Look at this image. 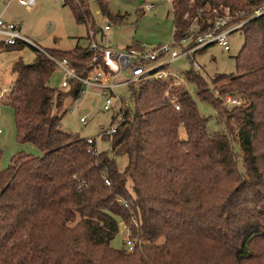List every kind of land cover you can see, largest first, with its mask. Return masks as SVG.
I'll use <instances>...</instances> for the list:
<instances>
[{
  "label": "trees",
  "instance_id": "1",
  "mask_svg": "<svg viewBox=\"0 0 264 264\" xmlns=\"http://www.w3.org/2000/svg\"><path fill=\"white\" fill-rule=\"evenodd\" d=\"M97 2L110 20H121ZM262 4L175 0L172 7L175 38L188 34L195 17L201 30L211 25L214 8L228 7L233 21L246 20L235 73L214 76L212 88L200 73H185L212 103L223 132L207 133V118L171 79L148 80L127 87L134 109L122 102L116 131L103 137L110 152L95 153L85 137L61 127L81 83L51 87L54 63L34 47L31 63L14 61L7 103L17 138L41 153H18L0 166V264H264V13L251 16ZM64 5L77 23L94 24L88 0ZM85 39L46 52L87 76L93 53ZM1 45L10 51L27 44ZM215 91L240 103L221 107L227 103ZM118 156L126 158L122 169ZM119 221L131 230L132 250L111 245Z\"/></svg>",
  "mask_w": 264,
  "mask_h": 264
},
{
  "label": "rangeland",
  "instance_id": "2",
  "mask_svg": "<svg viewBox=\"0 0 264 264\" xmlns=\"http://www.w3.org/2000/svg\"><path fill=\"white\" fill-rule=\"evenodd\" d=\"M106 9L111 16H119L121 20L112 21L101 12L97 0H88V8L91 12L94 24L90 28H101L110 23V29L105 31L107 43L115 51H121L126 46L150 49L162 43H169L173 37V13L172 7L175 0H103ZM147 2H155L156 6L151 10H141ZM0 17L6 21L14 22L20 27L22 35L30 38L42 49L47 50L57 47L60 50H69L76 45L86 43L87 26L77 23L70 8L64 5V0H33L31 8L20 5L17 0H9L4 3L0 0ZM91 23V21H90ZM100 39V35H98ZM230 49L224 50L216 43L210 44L201 50L195 51L191 56H182L169 65V70L174 75L171 79L174 86L186 90L195 101L198 112L206 117V131L208 134L223 132L224 122H219L217 112L212 103L202 100L197 95L196 86L185 80V73L189 70L200 73L210 88L213 87L211 79L218 74H229L237 71L235 56L239 53L244 42V34L241 30H235L228 36ZM21 58L25 63H31L35 57V51L29 45L20 50L0 48V89H8L14 78L10 69L14 61ZM168 57V53L165 56ZM196 62V65L194 64ZM63 72L55 68L49 78V85L56 89H64L60 86ZM128 74L121 73L119 78H128ZM169 80V79H168ZM137 83L129 84L136 88ZM220 82L217 83L219 85ZM137 89V88H136ZM117 93L121 101L125 102L129 109H134L133 101L126 87L118 88ZM0 97V166L7 168L11 159L18 153L40 155L39 148L31 142H20L17 138V129L13 108L7 103L8 90ZM1 95V92H0ZM173 101L175 95L168 93ZM123 98V100H122ZM221 107L230 109L232 104ZM67 112L61 119L62 129L78 133L81 137H95L101 127L111 124L113 112L116 110H103L101 98L97 96L92 88L86 93L82 100L72 102L67 100ZM85 116L86 123L80 122V117ZM109 139H98L99 151L110 152ZM236 153L240 154L237 143L233 144ZM120 169L126 163L125 156L115 158ZM241 167V161H239ZM125 232L122 221L118 222V233L111 240V245L117 249L126 247Z\"/></svg>",
  "mask_w": 264,
  "mask_h": 264
},
{
  "label": "built area",
  "instance_id": "3",
  "mask_svg": "<svg viewBox=\"0 0 264 264\" xmlns=\"http://www.w3.org/2000/svg\"><path fill=\"white\" fill-rule=\"evenodd\" d=\"M9 0H4L6 3ZM20 5L31 8L33 0H17ZM156 6L155 2H147L141 10H151ZM213 9L215 17L211 25L201 30L195 17L192 21L189 32L182 38L172 37L169 43H162L147 49L145 46L125 48L121 51L113 50L107 43L105 31L110 29V23L101 28H87V48L92 51L93 55L90 60V72L87 76L77 74L68 64L65 58H57L50 55L46 50L38 46L34 41L24 36L20 32V27L0 17V39L4 45L13 46L18 43L30 45L44 53L53 63L55 68L63 72L60 82L62 88H67L71 79L81 83L79 93L74 102L82 100L90 88L101 98L103 110H116L113 112L114 121L108 127H101L95 137H85L86 143L95 153L99 152L97 140L104 136H111L117 129L118 122L122 119L121 110L123 108L120 95L117 89L128 87L129 84L139 83L148 80L168 81L174 78L169 70L171 62L182 56H191L200 48L214 44L221 46L224 50L230 49L228 36L235 30H240L246 20L233 21V16L228 7ZM264 13V4L253 9L251 16H258ZM236 14V13H234ZM241 15L243 12L240 13ZM100 35V39H98ZM168 57L166 58V54ZM196 65V62L194 61ZM128 74V78H119V74ZM214 94L223 99L227 104L236 105L240 103V98L231 93L222 96L218 91ZM179 109V105L175 104ZM80 122L86 123L85 116L80 117ZM1 133V128H0ZM105 184L109 185L110 181L104 179ZM126 206V205H125ZM123 223V222H122ZM124 225L125 245L128 250H132L134 243L131 237L129 226Z\"/></svg>",
  "mask_w": 264,
  "mask_h": 264
},
{
  "label": "crops",
  "instance_id": "4",
  "mask_svg": "<svg viewBox=\"0 0 264 264\" xmlns=\"http://www.w3.org/2000/svg\"><path fill=\"white\" fill-rule=\"evenodd\" d=\"M29 39H30V38H29ZM0 41H1V39H0ZM32 41H33V40H32ZM1 43H2V42H0V48L2 49V45H1ZM76 43H77V41H76ZM36 44H37V43H36ZM3 45H4V44H3ZM129 45H131V44H129ZM129 45H127V46H129ZM29 46H30V45H29ZM74 46H75V45H74ZM74 46H73V47H74ZM73 47H72V48H73ZM32 48H33V47H32ZM51 48H56V49H58L57 47H51ZM72 48H70V49H72ZM6 51H8V50H6ZM12 80H13V79H12ZM11 82H12V81H11ZM11 82H10V84H11ZM9 87H10V86H9ZM5 90H6V91L9 90V88H8V89H4V91H3V89H2V90L0 89V92H1L0 97L3 95L2 93H4ZM1 132H2V131H1Z\"/></svg>",
  "mask_w": 264,
  "mask_h": 264
}]
</instances>
